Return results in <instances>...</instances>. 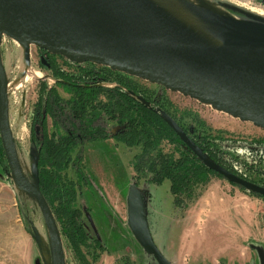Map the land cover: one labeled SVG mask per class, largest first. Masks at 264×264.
I'll list each match as a JSON object with an SVG mask.
<instances>
[{
    "label": "rangeland",
    "instance_id": "obj_1",
    "mask_svg": "<svg viewBox=\"0 0 264 264\" xmlns=\"http://www.w3.org/2000/svg\"><path fill=\"white\" fill-rule=\"evenodd\" d=\"M194 1L219 12L218 16L223 18L232 16L248 20L240 15L243 14L264 20L259 14V11H264V0H261V4L254 0ZM16 51V40L4 35L0 46L4 66L9 56L13 59L12 67L16 66ZM28 51L34 66L45 77L33 79L23 90L22 113L26 138L24 142L14 139L19 161L30 181L36 184L38 146L34 132L36 130L40 136L42 130L41 100L46 98L52 86L57 87L62 97H71L63 87L57 86L59 79L53 75V70L57 67L80 75L85 69L103 70L106 67L90 62L75 64L55 55L47 64L49 53L45 50L28 43ZM5 70L9 80L15 70L9 73V77L6 66ZM114 72L110 75L121 76L116 73L118 71ZM122 74L125 80L159 97L190 131L212 133L223 138V145L227 148L226 158L236 165L243 178L264 186L263 128L181 92ZM44 84L47 86L46 92H43ZM99 84L106 87L119 85L107 81ZM121 87L128 92L126 87ZM47 123L50 133L56 131L50 116L47 117ZM101 123L111 133L119 128L111 121ZM163 147L165 151L174 149L173 145L166 142ZM1 148L0 137V264H48L40 249V242L44 239L52 244L43 213L35 197L19 188L12 179ZM195 148L199 149L198 146ZM139 151L137 147L128 148L114 139L99 140L85 146L84 163L96 187L85 185L77 202L83 211L87 231L92 239L100 240L102 247H97L93 240L86 245L82 244V252L87 260L83 261L56 218L63 240L65 264H158L152 255L145 252L128 225V194L134 188L143 194L156 244L173 264H262L259 248L264 250L263 197L216 175L196 190L195 197L186 207H178L174 204L169 180L155 184L148 181V176L137 178L131 161ZM210 162L214 163L211 159ZM67 174L69 178L77 180L73 169H69ZM34 226L38 235L34 234ZM51 258L49 264L54 262L53 253Z\"/></svg>",
    "mask_w": 264,
    "mask_h": 264
},
{
    "label": "water",
    "instance_id": "obj_2",
    "mask_svg": "<svg viewBox=\"0 0 264 264\" xmlns=\"http://www.w3.org/2000/svg\"><path fill=\"white\" fill-rule=\"evenodd\" d=\"M209 15L221 29L222 47L197 42L147 0H0V46L7 35L71 63L90 62L162 85L264 129V20L242 19L249 26ZM26 57L30 59L29 52ZM7 90L0 65V137L12 179L37 200L58 264H65L55 214L38 182L28 181L21 168ZM208 162L230 182L264 195V186ZM128 225L158 264H173L154 240L143 194L136 188L128 194ZM33 231L38 235L35 226ZM259 252L264 264V250Z\"/></svg>",
    "mask_w": 264,
    "mask_h": 264
},
{
    "label": "trees",
    "instance_id": "obj_3",
    "mask_svg": "<svg viewBox=\"0 0 264 264\" xmlns=\"http://www.w3.org/2000/svg\"><path fill=\"white\" fill-rule=\"evenodd\" d=\"M110 73L115 72L106 67L103 70L85 69L82 74L75 75L56 67L53 75L59 79L57 86L63 87L71 97H62L56 86L49 88L46 98H42L40 103V110L43 109L40 136L36 130L34 132L38 146L39 187L63 233L83 261L87 260L82 244L93 240L97 247H102L100 240L92 239L87 231L83 211L77 202L85 185L96 187L84 163L87 144L114 139L128 148H139V153L131 161L137 178L148 176V181L155 184L169 180L174 204L182 208L195 197L196 190L209 183L213 176L224 177L211 167L210 159L243 177L236 165L226 158L227 148L223 145V138L212 133L190 131L159 97L125 80L121 77L124 76L122 73L116 72L121 75L117 77ZM101 81L117 82L119 85L106 87L99 84ZM121 86L126 87L128 92ZM46 88L44 84L43 92ZM48 116L54 121L56 131L53 133L48 130ZM101 121L114 122L119 128L111 133ZM164 142L173 145L174 149L165 151ZM195 146L199 147V153L194 150ZM1 152L5 157L2 148ZM69 169L74 170L77 180L68 177ZM252 193L264 198V195Z\"/></svg>",
    "mask_w": 264,
    "mask_h": 264
},
{
    "label": "bare ground",
    "instance_id": "obj_4",
    "mask_svg": "<svg viewBox=\"0 0 264 264\" xmlns=\"http://www.w3.org/2000/svg\"><path fill=\"white\" fill-rule=\"evenodd\" d=\"M147 1L153 6H155L157 9H159L172 22L185 29L189 33V35L192 36L197 42L213 47L224 46V42L219 38V33L221 32V29L211 20L209 12L207 11H210L216 16L219 15V12L210 10L211 8L209 9L207 6L197 3L194 0ZM259 12V14L264 19V11ZM237 18L232 16L227 17V19L231 21L253 26L252 24H249L241 18ZM16 50L18 54L17 61L15 64L16 66L14 68L12 67L13 59L11 56L7 57L5 63V66L7 67L8 71V77L10 75L9 73L12 70H15L14 74H12L13 77L8 80L7 95L9 104V119L13 137L15 139L20 140L21 142H24L26 138V128L22 113V92L25 88L28 87V85L33 79H42L45 77V75L41 70L37 69L34 66L31 58L27 59L26 52H29L28 43L16 41ZM0 65L5 71V74L7 75L5 66L1 62V55ZM21 168L25 175V178L30 181L27 172L24 170L22 164ZM40 249L42 251L43 257L45 258L48 264L52 259V253L53 256L56 257L55 247L51 243L48 244L45 239L40 242ZM57 260L58 259L56 257V260L52 262V264H58Z\"/></svg>",
    "mask_w": 264,
    "mask_h": 264
},
{
    "label": "flooded vegetation",
    "instance_id": "obj_5",
    "mask_svg": "<svg viewBox=\"0 0 264 264\" xmlns=\"http://www.w3.org/2000/svg\"><path fill=\"white\" fill-rule=\"evenodd\" d=\"M255 2H257L258 4H261V3H263V1H260V0H254ZM264 7V6H263ZM43 54H45V52H43ZM52 55H48L47 56V60H46V62H47V64H50L49 62L51 61V59H52Z\"/></svg>",
    "mask_w": 264,
    "mask_h": 264
}]
</instances>
